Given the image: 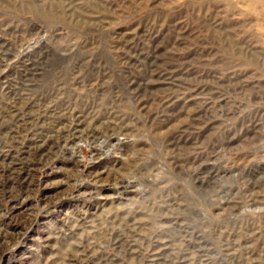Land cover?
I'll return each instance as SVG.
<instances>
[{
  "label": "rangeland",
  "instance_id": "374dc122",
  "mask_svg": "<svg viewBox=\"0 0 264 264\" xmlns=\"http://www.w3.org/2000/svg\"><path fill=\"white\" fill-rule=\"evenodd\" d=\"M0 264H264V0H0Z\"/></svg>",
  "mask_w": 264,
  "mask_h": 264
}]
</instances>
